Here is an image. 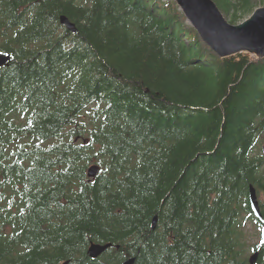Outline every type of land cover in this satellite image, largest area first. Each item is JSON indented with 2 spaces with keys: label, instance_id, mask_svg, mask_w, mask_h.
<instances>
[{
  "label": "trees",
  "instance_id": "trees-1",
  "mask_svg": "<svg viewBox=\"0 0 264 264\" xmlns=\"http://www.w3.org/2000/svg\"><path fill=\"white\" fill-rule=\"evenodd\" d=\"M0 53V264H264V59H220L174 0H0Z\"/></svg>",
  "mask_w": 264,
  "mask_h": 264
},
{
  "label": "water",
  "instance_id": "water-1",
  "mask_svg": "<svg viewBox=\"0 0 264 264\" xmlns=\"http://www.w3.org/2000/svg\"><path fill=\"white\" fill-rule=\"evenodd\" d=\"M179 10L184 15L188 24L197 33L201 42L220 59L230 58L242 53L255 57L256 60L264 59V6L252 13L249 19L239 25L227 22L216 4L212 0H174ZM60 24L71 34L77 32L76 26L66 17H60ZM10 61V57L0 53V68ZM264 153V149H263ZM99 168L94 166L89 169L88 177H96ZM249 207L256 219L262 220L259 200L255 188L248 187ZM157 218L152 222L151 229L156 227ZM110 244H91L88 256L94 260L100 257ZM258 253L249 258V264H255ZM135 259L130 258L122 264H134Z\"/></svg>",
  "mask_w": 264,
  "mask_h": 264
},
{
  "label": "rangeland",
  "instance_id": "rangeland-1",
  "mask_svg": "<svg viewBox=\"0 0 264 264\" xmlns=\"http://www.w3.org/2000/svg\"><path fill=\"white\" fill-rule=\"evenodd\" d=\"M261 4L259 2L256 1L255 3V7L256 9L262 7L260 6ZM255 11V10H254ZM253 11V12H254ZM252 14H249V15H245V16H242V17H239L237 19V23L236 25H239L241 23H243L245 20L249 19V17L251 16ZM188 24V23H187ZM263 141H264V138H263ZM263 149H264V142H262V144H260L259 146V150H260V154L263 153ZM258 200L260 202L263 201V194L262 193H259L258 194ZM246 240H247V244L249 245H257L258 243H260V240H261V231L260 229L258 228V226L255 224V221H253L252 219L250 220V223L247 224V228H246ZM252 252H249L248 253V257H250L252 254Z\"/></svg>",
  "mask_w": 264,
  "mask_h": 264
},
{
  "label": "snow or ice",
  "instance_id": "snow-or-ice-1",
  "mask_svg": "<svg viewBox=\"0 0 264 264\" xmlns=\"http://www.w3.org/2000/svg\"><path fill=\"white\" fill-rule=\"evenodd\" d=\"M262 234H264V230H262ZM261 243H264V240H262Z\"/></svg>",
  "mask_w": 264,
  "mask_h": 264
}]
</instances>
